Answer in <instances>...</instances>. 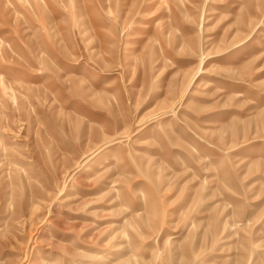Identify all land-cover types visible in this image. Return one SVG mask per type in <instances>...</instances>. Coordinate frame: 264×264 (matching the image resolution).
<instances>
[{
	"label": "rangeland",
	"instance_id": "obj_1",
	"mask_svg": "<svg viewBox=\"0 0 264 264\" xmlns=\"http://www.w3.org/2000/svg\"><path fill=\"white\" fill-rule=\"evenodd\" d=\"M0 264H264V0H0Z\"/></svg>",
	"mask_w": 264,
	"mask_h": 264
}]
</instances>
